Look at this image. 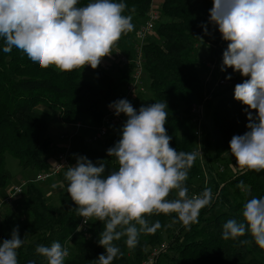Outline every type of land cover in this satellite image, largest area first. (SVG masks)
Here are the masks:
<instances>
[{
	"label": "trees",
	"instance_id": "1",
	"mask_svg": "<svg viewBox=\"0 0 264 264\" xmlns=\"http://www.w3.org/2000/svg\"><path fill=\"white\" fill-rule=\"evenodd\" d=\"M150 1L117 0L128 6L124 15L142 20ZM89 2L90 0H79V6H85ZM212 6V0H162L161 18L166 17V21L160 20L161 23L159 21L155 26L161 42L149 41L148 37L144 44L143 83L146 92L139 93L138 96L150 91L152 104L167 102L168 121L165 127L172 137L171 146L177 151L188 153L196 148L198 138L190 123L191 107L204 100L207 106L212 107L211 126L209 130L200 132V148L204 153L207 149H212L214 157L220 159L230 150L231 138L247 131L248 121L245 106L234 99V93L227 95L209 92L205 78L200 77V70L196 67V59L192 53L197 45L204 43L202 37L206 27L212 62L220 66L216 84H219V80L233 84V81L241 78L231 68L221 71L223 52L227 49L228 42L222 39L218 27L210 23ZM133 38V31L124 34L114 48L130 55L135 40ZM3 47V41L0 40V189H4L12 178L6 167L7 155L16 159L23 170L36 172L48 168L46 155L50 152L53 141L47 135V119L38 110L39 105L56 110L63 124L80 121L97 126L108 104L121 98L125 85L132 79L130 66L116 67L111 72L100 69L96 72L99 83L96 85L83 75L84 68L72 72H61L54 66L41 69L22 51L13 48L10 53H5ZM204 68L208 74L209 69ZM215 71L216 68L210 79ZM228 75L232 76L231 80L226 79ZM212 100L215 102L212 103ZM132 106L138 111L142 105ZM89 131L80 129L78 133L71 134L68 153L71 161L75 162L78 156H86L97 166L98 161H104L107 165L105 174L117 170L116 158L107 156V149L120 139L114 128L110 127L100 148L94 147L97 143L85 141L83 133H88V137ZM199 174L200 169L194 163L188 171L186 181L189 196L200 194L208 188L195 182ZM57 178L64 184V192L58 194L61 209L58 210L56 205L46 201L41 187L36 185L38 183L27 181L23 191L24 210L32 216L31 219L16 226L13 214L2 216L0 211V243L10 238L13 229L17 227L21 239L25 240L17 250L18 264H31L32 261L35 264H48L45 257L35 252L36 246H51L57 241L63 247L68 244L70 255L65 264H95L99 255L105 253V249L98 244L99 233L103 230L102 222L90 221L87 238L73 234L80 217L77 215L76 205L67 194L64 173L58 174ZM228 188L234 196L231 201L226 197ZM211 192L212 203L200 211L198 223L185 227L179 221L171 223L174 213L154 214L147 219L150 223L158 220L161 228L154 234H141L135 248L127 247L126 237L114 241L122 255L115 258L113 264L141 263L148 248L159 246L166 236L171 238L168 244L174 250L168 264H264V249L259 248L250 234L246 233L235 240L222 238L223 224L227 220L236 219L241 222L243 205L253 197H264V170L239 172L221 187L214 183ZM174 198L175 191L169 196V199ZM216 205L223 206L225 211L208 217ZM241 240H249L250 243L241 244ZM155 264L162 262L158 260Z\"/></svg>",
	"mask_w": 264,
	"mask_h": 264
},
{
	"label": "clouds",
	"instance_id": "2",
	"mask_svg": "<svg viewBox=\"0 0 264 264\" xmlns=\"http://www.w3.org/2000/svg\"><path fill=\"white\" fill-rule=\"evenodd\" d=\"M212 2L210 23L228 42L221 71L231 68L245 78L235 85L234 99L245 106L247 131L231 138L230 153L241 172H260L264 170V0ZM127 7L117 0H90L85 6H79V0H0L3 51L10 53L16 48L41 69H96L104 57L113 54L121 37L134 30L132 16L124 15ZM109 107L116 116L127 117L120 139L107 149V156L116 158L118 169L105 174L104 161H98L97 166L86 156H78L76 164L68 165L64 172L67 194L77 215L84 224L103 223L98 244L105 253L95 264H113L122 255L114 241L126 237L127 247L135 248L141 234H154L161 228L158 220L150 223L147 217L174 213L172 224L179 221L190 227L199 222L200 211L212 203L210 188L188 195V171L200 153L177 151L171 146L172 137L165 127L166 101L141 106L138 111L127 99ZM173 191L176 198L169 199ZM242 218L241 222L227 220L222 238L235 240L247 233L264 249V197L248 200ZM24 243L18 227L14 228L10 238L0 243V264H18L17 250ZM35 252L48 264H65L70 255L58 241L51 246L37 245Z\"/></svg>",
	"mask_w": 264,
	"mask_h": 264
},
{
	"label": "rangeland",
	"instance_id": "3",
	"mask_svg": "<svg viewBox=\"0 0 264 264\" xmlns=\"http://www.w3.org/2000/svg\"><path fill=\"white\" fill-rule=\"evenodd\" d=\"M161 21H163V22L166 21V17H162ZM161 21H160V23H161ZM133 32H134V34H133V36H134L133 40H134L136 29H135V31L133 30ZM202 39H203L204 43L197 45L196 49L194 50V52L192 54H193V57L196 59V65H197L196 67H198L200 70V77L202 79H204V78H207L206 77L207 76L206 70L204 67H206L205 66L206 63L212 62L213 60H212V53H210L211 52V46H210V40H209V32H208V34L204 33ZM148 40L154 41L157 43L161 42V38H159L158 35L156 34V29H155V31H153L152 35L149 37ZM113 49H115V48H113ZM143 55H144V52H143ZM113 56H114V53L111 56L103 58L105 63L111 62L110 67L105 71L111 72V70H114V68H116V67H122V66L117 65L116 63L114 64V57ZM100 69H102V68H100V65L96 69L84 68L83 69V75H85L86 78L92 80L96 85H98L99 83H98V80L96 78V72ZM219 71H220V66L217 65L215 74L212 75V77L210 79L211 81L208 82L209 79L208 80L205 79V81H206L205 83H207V86L209 88V92H222V93L227 94V95L234 93L235 85L238 83H242L244 80V77L238 78V80H236L235 82L233 81V84H230L227 81L224 84H216L217 78L219 77ZM124 92H125V90H124ZM124 92H123V95H124ZM129 102L132 105L133 104H140L142 106H147V105L152 104L153 98L151 96V92L148 91L145 95L139 97V99L136 102L135 101H129ZM214 102H215V100H212V103H214ZM195 107L200 112V116L199 115L196 116L199 119L198 121L201 125L200 126V132L203 130L204 131L209 130L210 126H211L212 107L207 106L205 104L204 100L197 102L195 105L193 104L191 109L195 108ZM38 110L47 119V135H49L50 137L53 138L55 132H57V134H58V130H59L62 143L58 147L57 151L58 152L61 151L63 145L67 144L68 135L77 132V131H75V127L70 126L68 124H63L60 121V119L58 117V112L56 110L48 109L43 105H39ZM193 113H194V111L191 110L190 115L192 117V120H190V123L193 125L195 130H197L198 126H196V124L194 122L196 117L193 116ZM122 126H123V124L119 125L118 127H114V132L116 134H118L119 138L121 137V131L120 130H121ZM83 134H84V139L87 142L88 133L85 132ZM102 143H103V140H102V142H98L97 144H95L94 147L100 148ZM196 147L200 148V138H197V140H196ZM5 160H6L7 170L10 171L12 178L8 182L9 184H8V186H6L7 188L0 190V192H1L0 193V200L5 197V195L8 191V188L11 185L16 183V182H14L16 179H17V181H20V180L25 181V180L29 179L32 174H34V173H32L33 170L28 169V172H26V169L25 170L20 169V167L17 164V160L14 159L12 156L7 155ZM74 163H76V161ZM194 163L197 164L199 169H200V174H199L200 176L197 177L195 182L197 184H201V185L208 187V188H211V189H212V187H214V183L219 184V187H221L225 184V181H227L230 177L241 172L239 167L236 165L235 157H233L231 155L230 150H228V152L225 153L224 156L219 159V158L214 157V153H213L212 149H210V148L207 149L206 153H204L203 150L201 149L200 155L197 156ZM60 183L61 182L58 180V178H55L53 180L47 181V182L42 183V184H39V183L36 184V185L41 187L42 193H43L46 201L48 203L56 205L58 210L61 209V207H62V204L60 203V201L58 199V196H59L58 194H61L62 192H64V188L59 186ZM54 185H56V187H54ZM3 193H4V195H3ZM23 195H24V193L22 195H20L19 197H17L11 204H9L7 206H3V207L0 206L1 207L0 211H2V213H3L2 216L5 214H13L14 215V219H15L14 224L16 226H20V225L28 222L32 217L29 213H27L24 210V198L25 197ZM216 195H217V193L214 194L215 197H216ZM226 197L229 199V201L234 199V196L232 195V190L229 188L227 189ZM222 211H225V208L221 205H216L215 208L210 212L208 217H212L215 214H218L219 212H222ZM170 240H171V238L168 236L163 238V241L161 244H159V246L164 247L165 249L162 250L163 252L161 251V253L157 256L156 260L152 264H155L156 261H158V260H161L162 264H168L169 263L168 262L169 258L174 254V250L172 248H170L171 245L168 244L170 242ZM159 246L148 248V250L145 254V257H147L149 254H151V252L154 251L155 248L159 249L160 248ZM165 255H167V256H165ZM139 264H141V263H139Z\"/></svg>",
	"mask_w": 264,
	"mask_h": 264
},
{
	"label": "built area",
	"instance_id": "4",
	"mask_svg": "<svg viewBox=\"0 0 264 264\" xmlns=\"http://www.w3.org/2000/svg\"><path fill=\"white\" fill-rule=\"evenodd\" d=\"M161 6V5H160ZM160 6L156 4L155 0L150 1L149 9L141 21V23L136 28L135 32V40L133 42L132 46V53L130 55L117 50L114 52V62L122 67L130 66L132 69V79L130 83L125 85V92L124 95L121 96L120 99H127L128 101H137L139 93H145L146 87L144 82V57L143 55V46L145 42L147 41V38L150 37L155 31V26L157 23L161 20V11ZM103 61V59H102ZM100 63V68L107 70L110 67V62H102ZM209 71L207 74L206 80L210 79L211 73H213L214 69L216 68L215 62H208L205 65ZM84 68L91 69V66H85ZM223 80H219V84H223ZM119 99V100H120ZM111 104V103H110ZM107 106L106 112L103 115L101 122L99 125H87L80 121H76L71 123V126L75 127V131H79L80 129H89L90 134L87 138L88 142L90 143H98L103 140L109 133L110 127H118L121 124H124L127 117L124 114H120L119 116H116L114 114V109L110 108L109 105ZM195 105V104H194ZM197 107V106H196ZM192 108L191 110L194 111L193 116H200V112L197 108ZM196 109V110H195ZM199 119L195 118V124L198 126V129L195 130V135H200V123L198 121ZM76 132V133H77ZM71 134L67 137V144L63 145L61 151L57 152L56 157L52 163L48 165V168L41 171L34 172L33 176L25 181L13 184L9 187L6 195L4 198L0 200V206L2 205H9L11 204L17 197L22 195L25 185L27 181H31L34 183H45L52 178H55L60 174L61 172L64 173L67 169L68 165H75L74 161H71L69 158V138ZM65 138V137H64ZM193 152H201V149L196 147ZM192 196V195H191ZM0 207V208H1ZM78 226H82L80 231H74L73 234L77 233L82 235L84 238H87L89 236V225L84 224L83 218L80 217V220H78ZM67 243L64 247L67 248ZM160 247V246H159ZM164 247H160L159 249L155 248L154 251L151 252L147 257H145L141 264H152L157 256L161 253L162 250H164ZM163 252V251H162Z\"/></svg>",
	"mask_w": 264,
	"mask_h": 264
},
{
	"label": "crops",
	"instance_id": "5",
	"mask_svg": "<svg viewBox=\"0 0 264 264\" xmlns=\"http://www.w3.org/2000/svg\"><path fill=\"white\" fill-rule=\"evenodd\" d=\"M156 1V4L157 5H161V0H155ZM141 20L142 19H140V18H137L136 19V17H133L132 16V23L134 24V31H135V29L138 27V25H139V23L141 22ZM133 34H134V32H133ZM126 47V46H125ZM117 50H119L118 48H116L115 47V49H113V53L115 52V51H117ZM111 58V57H110ZM115 61V60H114ZM102 62H104V60L102 61ZM111 63V62H110ZM114 64H115V62H114ZM52 123V122H51ZM56 124V123H55ZM68 125H70L71 126V124H68ZM52 138V137H51ZM52 147H51V150H50V152L46 155V161H47V164H50V163H52L53 161H54V159H55V157H56V154H57V150H58V147L60 146V144L62 143V141H61V138H60V132H59V130H58V134H57V132H55V134H54V136H53V138H52ZM35 171V170H34ZM34 171H32V173H34ZM26 172H28V169H26ZM33 176V174L30 176V178ZM55 178H57V177H55ZM55 178H52L51 180H53V179H55ZM23 179V178H22ZM21 181V180H20ZM20 181H17V179L14 181V182H16V183H19ZM50 181V180H49ZM22 182V181H21ZM15 183V184H16ZM8 186V185H7ZM7 187H5L4 189H6ZM9 189V188H8ZM0 190H2V189H0ZM1 193V192H0ZM5 193V192H4ZM4 193H3V195H4Z\"/></svg>",
	"mask_w": 264,
	"mask_h": 264
}]
</instances>
